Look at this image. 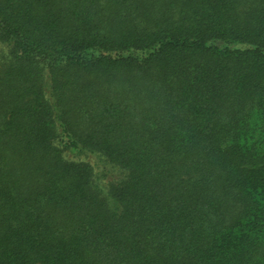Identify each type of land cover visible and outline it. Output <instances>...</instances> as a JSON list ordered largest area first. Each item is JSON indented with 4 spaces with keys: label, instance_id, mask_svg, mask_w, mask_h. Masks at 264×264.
<instances>
[{
    "label": "trees",
    "instance_id": "1",
    "mask_svg": "<svg viewBox=\"0 0 264 264\" xmlns=\"http://www.w3.org/2000/svg\"><path fill=\"white\" fill-rule=\"evenodd\" d=\"M0 264H264V0H0Z\"/></svg>",
    "mask_w": 264,
    "mask_h": 264
}]
</instances>
